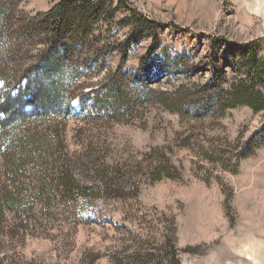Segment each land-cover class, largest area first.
Masks as SVG:
<instances>
[{"label": "rangeland", "instance_id": "374dc122", "mask_svg": "<svg viewBox=\"0 0 264 264\" xmlns=\"http://www.w3.org/2000/svg\"><path fill=\"white\" fill-rule=\"evenodd\" d=\"M59 1L11 7L33 17ZM127 4L155 24H135L118 9L94 28L98 42L67 48L56 67H42L41 47L0 44V98L30 73L23 105L48 103L35 92L36 77L44 87L51 79L72 108L58 110L55 99L38 119L0 126V264H264V110L213 101L221 73L229 83L246 54L264 55V0ZM59 140L69 152L105 149L130 166L167 147L180 175L139 185L134 200L61 203L42 180ZM34 186L43 197L27 198Z\"/></svg>", "mask_w": 264, "mask_h": 264}, {"label": "trees", "instance_id": "16d2710c", "mask_svg": "<svg viewBox=\"0 0 264 264\" xmlns=\"http://www.w3.org/2000/svg\"><path fill=\"white\" fill-rule=\"evenodd\" d=\"M19 1L21 0H0V21L3 23L1 26L4 31L0 35V44L9 45V41L12 40L11 45L15 43V48L20 41L30 49L41 47L38 56L42 60L40 62H43V68L52 63L56 67V64L67 56V48L74 50L77 45L86 47L98 42L100 39H97L99 36H94V28L100 21L110 18L118 9L127 11L135 24L140 23L144 26L155 24L144 19L135 9L131 8L127 0H61L48 11L36 13L33 17H27L25 13L20 17L15 14V7L11 6ZM259 41L254 40L253 43L257 45ZM237 72L240 76L229 83H226L224 73L217 77L221 83L213 101L220 102L223 108L244 105L254 112L264 110V55L259 56L255 52L246 54L237 65ZM30 75V73L23 75L28 80L27 85L24 79V84L18 86L11 95L10 92L2 94L0 126L18 122L28 123L30 119H38L40 117L36 115L38 109L47 111L55 99L58 101V110L64 107L66 113L70 112L68 103L63 106L64 92L59 91V87H54L51 79L47 82V87H44V82H39V78L35 77L36 82H34L35 92L39 93L40 100L48 103L40 105L29 100L23 105L21 90L28 88L32 78ZM70 99L68 98L67 102ZM17 101L19 107L15 105ZM109 102L115 106V99ZM187 105H191V101ZM252 141L251 137L246 142L251 151L256 145L250 147ZM58 143L60 148L56 158H52L49 164L52 174H49L48 179L42 180L45 182L43 187H47V194L57 197L58 202L61 203L69 198L74 201L79 198L134 200L138 196L139 185L152 184L162 179H177L180 175V168L171 163V158L165 152L167 147L152 148L142 152L139 161H136L134 166H130L126 160L122 161L123 158L120 160H111L113 158L111 156L107 158L104 154L105 151L107 152L105 149L99 151L88 145L89 147L84 151L74 150L75 153H73L62 144L63 140H59ZM22 145L13 143L10 146L12 149H20ZM31 150L35 151L37 156L45 152V150H39L35 141L32 143ZM73 162L78 164L80 171L78 174L73 172L75 164ZM12 187L15 188V184ZM32 188L33 193H29L27 198L33 199L35 195L43 197L40 191L37 192L36 186ZM21 190L27 191V188ZM7 193L9 196L13 195L10 190ZM21 203L25 204V202Z\"/></svg>", "mask_w": 264, "mask_h": 264}]
</instances>
